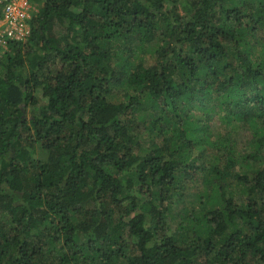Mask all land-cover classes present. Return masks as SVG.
Instances as JSON below:
<instances>
[{
	"label": "trees",
	"instance_id": "16d2710c",
	"mask_svg": "<svg viewBox=\"0 0 264 264\" xmlns=\"http://www.w3.org/2000/svg\"><path fill=\"white\" fill-rule=\"evenodd\" d=\"M36 1L0 57V264H264V0Z\"/></svg>",
	"mask_w": 264,
	"mask_h": 264
},
{
	"label": "built area",
	"instance_id": "2783aa9c",
	"mask_svg": "<svg viewBox=\"0 0 264 264\" xmlns=\"http://www.w3.org/2000/svg\"><path fill=\"white\" fill-rule=\"evenodd\" d=\"M37 12L36 0H0V57L12 42L30 34V21Z\"/></svg>",
	"mask_w": 264,
	"mask_h": 264
},
{
	"label": "rangeland",
	"instance_id": "374dc122",
	"mask_svg": "<svg viewBox=\"0 0 264 264\" xmlns=\"http://www.w3.org/2000/svg\"><path fill=\"white\" fill-rule=\"evenodd\" d=\"M39 1H37V4H38ZM197 186H194L191 188V190L187 193V200H192L193 199V196L195 194L196 191L199 190V188H196Z\"/></svg>",
	"mask_w": 264,
	"mask_h": 264
}]
</instances>
